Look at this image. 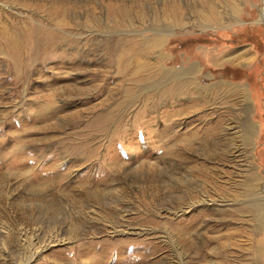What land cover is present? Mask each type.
<instances>
[{
	"label": "rangeland",
	"instance_id": "obj_1",
	"mask_svg": "<svg viewBox=\"0 0 264 264\" xmlns=\"http://www.w3.org/2000/svg\"><path fill=\"white\" fill-rule=\"evenodd\" d=\"M0 264H264V0H0Z\"/></svg>",
	"mask_w": 264,
	"mask_h": 264
},
{
	"label": "bare ground",
	"instance_id": "obj_2",
	"mask_svg": "<svg viewBox=\"0 0 264 264\" xmlns=\"http://www.w3.org/2000/svg\"><path fill=\"white\" fill-rule=\"evenodd\" d=\"M234 89H235V88H234ZM234 89H233V90H234ZM227 90H228V89H227ZM227 90H226V92H227ZM229 91H230V89H229ZM233 94H234V93H233ZM226 95H227V94H226ZM131 96H132V95H131Z\"/></svg>",
	"mask_w": 264,
	"mask_h": 264
}]
</instances>
